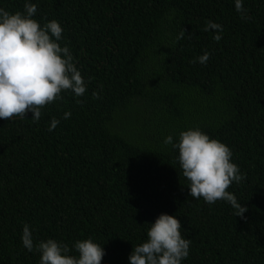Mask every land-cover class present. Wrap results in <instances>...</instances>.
I'll return each mask as SVG.
<instances>
[{
	"label": "trees",
	"instance_id": "16d2710c",
	"mask_svg": "<svg viewBox=\"0 0 264 264\" xmlns=\"http://www.w3.org/2000/svg\"><path fill=\"white\" fill-rule=\"evenodd\" d=\"M31 2L34 19L63 27L87 90L62 93L39 123L0 120V264H39L22 246L25 224L35 242L92 238L101 264H129L160 214L192 241L183 264H264V0H243L246 18L234 0ZM24 4L0 0L10 13ZM208 20L222 25L219 42ZM205 51L206 65L192 63ZM197 127L233 152L244 179L227 191L243 218L189 196L163 141Z\"/></svg>",
	"mask_w": 264,
	"mask_h": 264
},
{
	"label": "clouds",
	"instance_id": "9594fccd",
	"mask_svg": "<svg viewBox=\"0 0 264 264\" xmlns=\"http://www.w3.org/2000/svg\"><path fill=\"white\" fill-rule=\"evenodd\" d=\"M237 13L246 18L243 0H234ZM37 4L25 0L24 11L10 13L0 8V120L25 119L39 123L42 110L63 99L62 93L71 92L82 97L87 82L77 67L71 49L61 46L64 29L56 21L43 24L33 17ZM215 30L214 39H222L223 27L206 21L204 31ZM185 31L178 38H183ZM211 53L205 51L192 63L206 65ZM102 91V90H101ZM100 99V93L93 92ZM71 112H64L69 119ZM60 120L53 117L48 131H53ZM163 143L178 151L177 160L182 175L189 182L188 194L195 200L203 199L209 205L227 202L236 217H244L246 206L227 191L231 184H239L244 176L232 162L233 152L221 141L211 138L200 128H190L179 133L178 141L167 136ZM146 240L135 246L129 264H183L190 255L192 241L182 235V225L176 216L160 214L148 224ZM21 242L28 252L39 253V264H101L106 255L104 247L92 238L75 241L70 247L56 239L35 242L33 231L25 224ZM75 252V255L71 253Z\"/></svg>",
	"mask_w": 264,
	"mask_h": 264
}]
</instances>
